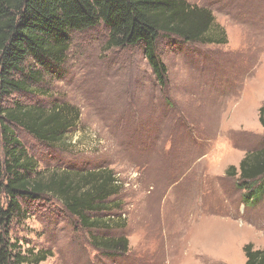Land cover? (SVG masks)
Returning a JSON list of instances; mask_svg holds the SVG:
<instances>
[{"label":"rangeland","instance_id":"rangeland-1","mask_svg":"<svg viewBox=\"0 0 264 264\" xmlns=\"http://www.w3.org/2000/svg\"><path fill=\"white\" fill-rule=\"evenodd\" d=\"M186 1L210 11L208 36L222 42L162 38L164 83L141 47L107 48L108 31L95 26L70 37L63 74L44 84L49 97L21 96L79 110L57 147L16 130L37 171L107 167L123 185L108 199L120 207L95 214L115 217L107 228H83L57 199L33 203L8 229L22 256L48 254L37 264H244V244L264 249V193L247 198L238 177L245 154L264 146V0ZM12 99L0 95V108ZM4 159L0 132V170ZM93 235L125 237L127 249L104 253Z\"/></svg>","mask_w":264,"mask_h":264},{"label":"trees","instance_id":"trees-1","mask_svg":"<svg viewBox=\"0 0 264 264\" xmlns=\"http://www.w3.org/2000/svg\"><path fill=\"white\" fill-rule=\"evenodd\" d=\"M95 26L108 31L107 48L141 47L158 81L164 83L165 65L158 56L162 38L178 36L184 41L220 43L210 38V11L191 6L186 0H0V95L13 97L0 108V132L5 147L0 170V264H34L44 254L22 256L18 244L9 242L8 229L14 220L31 213V205L43 198L59 200L67 212L86 229L107 228L115 219L100 215L113 205L122 182L107 167L37 171L17 129L46 147L66 143V134L79 118L78 108L68 102L51 106L27 104L21 96L49 97L44 84L61 77L71 36ZM216 27V26H215ZM264 132V105L259 108ZM238 177L247 188L246 197L259 200L264 193V146L240 160ZM3 231V232H2ZM92 245L104 253L126 251L125 237L93 235ZM244 264H264V249L251 243L242 248Z\"/></svg>","mask_w":264,"mask_h":264}]
</instances>
